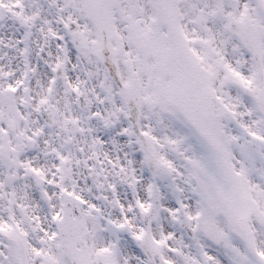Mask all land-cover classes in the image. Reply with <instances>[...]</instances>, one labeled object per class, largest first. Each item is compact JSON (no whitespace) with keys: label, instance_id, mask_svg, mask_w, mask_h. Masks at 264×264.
I'll list each match as a JSON object with an SVG mask.
<instances>
[{"label":"snow or ice","instance_id":"6c2138e0","mask_svg":"<svg viewBox=\"0 0 264 264\" xmlns=\"http://www.w3.org/2000/svg\"><path fill=\"white\" fill-rule=\"evenodd\" d=\"M0 264H264V0H0Z\"/></svg>","mask_w":264,"mask_h":264}]
</instances>
